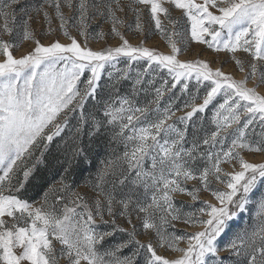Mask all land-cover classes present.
Wrapping results in <instances>:
<instances>
[{"label":"snow or ice","instance_id":"obj_1","mask_svg":"<svg viewBox=\"0 0 264 264\" xmlns=\"http://www.w3.org/2000/svg\"><path fill=\"white\" fill-rule=\"evenodd\" d=\"M49 9L67 43H41L31 29L36 13L49 25L42 35L57 31ZM128 12L143 37L137 44L120 31L118 13ZM91 20L110 24L119 43L89 47ZM152 25L168 54L145 46ZM104 37L101 29L94 38ZM22 41L34 46L16 57ZM190 42L230 54L242 77L180 60ZM0 57V264H264V0H0ZM176 89L189 96L178 108ZM141 93L151 98L141 103ZM218 96L208 130L194 117ZM56 138L67 166L30 201L26 183ZM94 145L109 153L83 182L89 191H76L66 177L73 161L91 165ZM250 205L252 222L242 224Z\"/></svg>","mask_w":264,"mask_h":264},{"label":"rangeland","instance_id":"obj_2","mask_svg":"<svg viewBox=\"0 0 264 264\" xmlns=\"http://www.w3.org/2000/svg\"><path fill=\"white\" fill-rule=\"evenodd\" d=\"M62 11L65 13L66 16L69 15V10L66 7L62 8ZM170 11H171L173 17L180 15L179 10L171 8ZM49 13L52 17L51 27L53 29H57V31L52 33V36H44L41 34L42 32H47L48 27H49V25L44 22L42 14L41 15H37L36 13L31 14L32 15V20L30 21L31 29L33 30V32L35 33L37 38L40 39L41 43H44V44L50 43L52 41L53 37L60 39V41L62 43H67V39L58 31L59 21L55 18L53 10L49 9ZM118 15H122V18L124 19V25L122 27H120V31L124 33L125 38H127L129 40V42L132 44L139 43L143 37L140 33L135 32V18L132 15V13L128 12L126 15L118 13ZM144 22H145L146 27H148L151 24L150 14L147 12H145V14H144ZM71 23H73V22H70L69 31L71 32V34L76 35L77 39L83 44L85 42L84 38L80 37L78 35V33L76 32V30L73 27H71ZM164 23H165L166 27H168L169 29L171 28V26L167 24V21H164ZM90 25H91V27H90L89 31H90L91 35L89 36L87 43H88L89 47H91L92 49L96 50V49L101 48V47L115 46L119 43L118 37H114L111 35V32H110L111 25L110 24L104 23L103 25H101V28H96L95 27L96 21L91 20ZM101 29L105 32V37L103 39L94 38L95 34L97 32H99ZM209 39H210V37H209ZM189 40H190V37H189ZM19 43H20V46L18 48L13 49V55L16 57H20V56L26 54L34 46L31 41H22ZM144 43H145V46L154 47L158 51H160L164 54H168L170 52V49L168 48L167 43L161 38L160 34L155 30L154 25H152V27H151V35H149L147 37V39L144 40ZM180 46H182V45H180ZM197 53H199L198 57H197ZM237 55L240 56L242 59L250 60V57H248V55L246 53L239 52V53H237ZM178 58L180 60H193L196 58H199L202 60H207L210 62V65L213 69H215L216 67H221L222 71L231 74L235 79H240L243 75V73H240L238 71V69L236 68L234 62L231 59L230 54H227L224 52L215 53L211 49H208L206 45L190 42L188 50L182 52ZM0 59H2V57H0ZM121 66H123V65H121ZM246 70H247V67H246ZM252 84H253V82L251 80H249L248 86L251 87ZM125 88L127 89V85L125 86ZM201 89H203V88H201ZM176 90L179 92L178 89H176ZM193 91H195V90L193 89ZM258 91L264 92V86H261L258 89ZM167 94H171V93H166L165 95H167ZM178 94H180V93H178ZM222 99H223L222 96H218L213 101V103L210 104L209 107L206 109V110H208L207 112H209V113L207 115H204V113L202 114V115H204L203 118L209 123V125L212 126L213 129H214V126L212 124V116H213L215 107L220 102H222ZM162 102H164L163 99H162ZM196 102L200 103L201 101L199 100ZM165 105H167V104H165ZM181 115H183L182 111L176 112L177 117L181 116ZM173 119H175V117ZM249 131H253V129L250 128ZM254 131L257 133L260 131L258 124L255 126ZM108 153H109V151H108ZM108 153H107V155H108ZM246 158L252 162H259L262 159V157L259 154H246ZM84 164L87 165V163H85V162H84ZM73 165L76 166L77 163L73 161ZM44 166H45V161L43 163L37 165L36 169L30 175V177L26 183V189L24 192L32 191L33 193H35V191L37 192L38 190L42 189V184L39 182V179H40V177H42L41 175L44 172ZM222 166L225 168L226 171L231 170L230 166L227 164L222 165ZM67 183L71 184V182H67ZM51 185H53V184H51ZM49 186L43 187L40 195H42L43 192ZM71 186L76 191H80V192L89 191V189H87L84 186H73L72 184H71ZM215 186L216 185H213V187H215ZM204 199L211 200V197L208 194H203L201 196V200H204ZM176 200L183 201V202H186L189 204L191 203L190 199L185 197V196H179L178 195L176 197ZM197 206H201V205L197 204ZM254 212H255L254 205H250L249 206V212L244 215L241 223L242 224L244 222L251 223ZM125 226H127V225H125ZM177 228H178V230L185 231L189 234L191 232L198 230L197 228L188 227V226H185L182 224H178ZM230 236H231V233L229 234V236H224L223 238H221L219 240L220 246L227 244ZM139 238L141 240L145 239L143 236H141ZM181 246H184V245L181 244ZM158 251H162V250L158 249ZM163 254L168 255L167 252H164ZM221 255L227 256L228 254L226 252H221ZM141 260H142L141 264H143V258L142 257H141Z\"/></svg>","mask_w":264,"mask_h":264},{"label":"trees","instance_id":"obj_3","mask_svg":"<svg viewBox=\"0 0 264 264\" xmlns=\"http://www.w3.org/2000/svg\"><path fill=\"white\" fill-rule=\"evenodd\" d=\"M33 3H39V0H32ZM162 83V80H158L157 81V86H159V84ZM127 89L124 88L122 90V94L123 91H126ZM193 91V90H192ZM204 89L200 90V96L202 97L204 94ZM175 94L177 96H180V99L178 101H176L175 107H181L183 102L187 99H189V96L187 94L181 96L180 94H178L179 92L177 90H174ZM194 92V91H193ZM172 96V94H167L165 95V97L163 98L164 102H162L161 106L164 107L166 106L165 104L168 103L169 98ZM151 98V93L146 97L144 93L140 94V101L141 103H144L146 101V99H150ZM199 101V100H197ZM91 107V105H89V108ZM208 110H205L204 115H207L209 112H207ZM203 113H198L194 119L197 121V123H200V117H204V115H202ZM73 123H75V121H73ZM204 126L206 129L208 130H214L212 128L211 125H209V123L204 119L203 120ZM68 133H65V139H67ZM61 139L60 138H56L54 140V142L51 144L50 147V152L45 154V166H44V172L41 175L42 177H40L39 182L42 184V189L43 187H47L51 184H55L56 181L59 180L60 178V174L63 173L64 171V167L67 166V162L65 161L63 164L61 163V161H64V156H63V149L58 150L57 149V145L61 144ZM89 143L87 136L84 137V144L87 146ZM109 149L106 146L100 147V148H96L95 145L93 146V150L90 153V159L92 161L91 165L89 166L88 164H84L83 161H81L79 164H77L76 166L73 165V169H72V173H70L67 177H66V182H71V184L73 186H84V181L87 179V177L90 174H94L97 167L99 166L100 160L105 158L107 153H108ZM75 162V161H74ZM85 187V186H84ZM38 190L37 192L35 191V193H33L32 191H28V192H23L22 196L24 198L29 199L30 201H39L40 197H41V190ZM177 202H180L179 200H177ZM186 203V202H184ZM189 204V203H186ZM121 238L120 234H118L116 236L115 239L119 240ZM142 261V260H141Z\"/></svg>","mask_w":264,"mask_h":264}]
</instances>
